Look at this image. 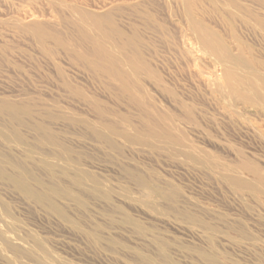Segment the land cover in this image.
Segmentation results:
<instances>
[{
  "label": "rangeland",
  "instance_id": "rangeland-1",
  "mask_svg": "<svg viewBox=\"0 0 264 264\" xmlns=\"http://www.w3.org/2000/svg\"><path fill=\"white\" fill-rule=\"evenodd\" d=\"M263 74L264 0H0V264H264Z\"/></svg>",
  "mask_w": 264,
  "mask_h": 264
},
{
  "label": "bare ground",
  "instance_id": "bare-ground-1",
  "mask_svg": "<svg viewBox=\"0 0 264 264\" xmlns=\"http://www.w3.org/2000/svg\"><path fill=\"white\" fill-rule=\"evenodd\" d=\"M200 41L204 43L205 39ZM250 77H243L241 83L239 84H234V81L230 80L227 83V88L232 95H237L238 93H242L245 90V92L253 99L255 103L261 105L264 108V74L261 77Z\"/></svg>",
  "mask_w": 264,
  "mask_h": 264
}]
</instances>
